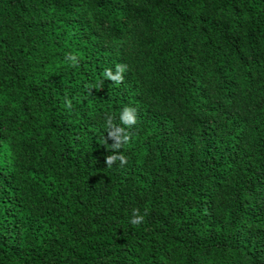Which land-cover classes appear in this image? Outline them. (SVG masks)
Returning a JSON list of instances; mask_svg holds the SVG:
<instances>
[{"label": "trees", "instance_id": "16d2710c", "mask_svg": "<svg viewBox=\"0 0 264 264\" xmlns=\"http://www.w3.org/2000/svg\"><path fill=\"white\" fill-rule=\"evenodd\" d=\"M0 264H264V0H0Z\"/></svg>", "mask_w": 264, "mask_h": 264}]
</instances>
